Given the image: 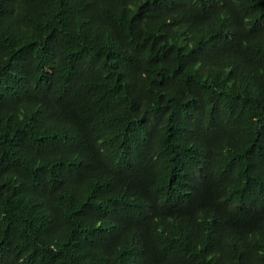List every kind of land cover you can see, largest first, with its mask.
<instances>
[{
    "label": "trees",
    "instance_id": "16d2710c",
    "mask_svg": "<svg viewBox=\"0 0 264 264\" xmlns=\"http://www.w3.org/2000/svg\"><path fill=\"white\" fill-rule=\"evenodd\" d=\"M0 264H264V0H0Z\"/></svg>",
    "mask_w": 264,
    "mask_h": 264
}]
</instances>
